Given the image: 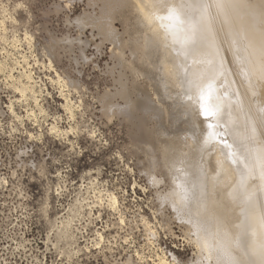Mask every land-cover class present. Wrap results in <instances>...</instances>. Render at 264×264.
Here are the masks:
<instances>
[{"label": "rangeland", "instance_id": "rangeland-1", "mask_svg": "<svg viewBox=\"0 0 264 264\" xmlns=\"http://www.w3.org/2000/svg\"><path fill=\"white\" fill-rule=\"evenodd\" d=\"M137 2L0 0V264H228L220 251L214 253L213 242L212 258L201 255L197 243L203 222L194 225L190 212L179 209L174 187L181 168L195 174L205 169V186H213L214 196L222 175L214 176L220 159L213 155L218 135H227L223 140H232L235 148L241 140L238 154L243 149L256 153L250 157L247 152L250 160L259 161L262 178L264 85L253 81L259 66L264 71V55L255 73L247 45L240 47V35L234 34L228 59L235 55L236 62L228 65L231 75L245 70L235 76L241 86L234 80L233 93L222 74L217 80L218 95L230 97L231 107L251 100L254 113L249 125H243L250 132L243 130L248 143L243 135H234L238 127L229 132L218 126L213 112L207 117L201 106L188 101L199 97L191 77L193 59L185 47L173 49V37L163 27L173 0L156 1L165 17L152 25L137 10ZM262 21L256 20L257 25ZM186 76L193 82L188 94L180 85ZM242 85L250 87L251 97ZM205 98L206 104L215 105L212 95ZM252 141L263 145L260 158ZM244 151L239 157L249 159ZM260 188L259 194L264 192ZM261 199L258 216L263 222ZM206 204L198 197L193 200L199 211ZM230 207L222 222L232 245L238 231ZM236 247L238 264H245Z\"/></svg>", "mask_w": 264, "mask_h": 264}, {"label": "bare ground", "instance_id": "bare-ground-1", "mask_svg": "<svg viewBox=\"0 0 264 264\" xmlns=\"http://www.w3.org/2000/svg\"><path fill=\"white\" fill-rule=\"evenodd\" d=\"M137 1H138L136 3V4H138L137 10L142 13V16H144L143 19H146V22L148 24L152 25V23L155 20L161 21L163 19L164 15H161L158 12L156 5H155L156 1H158V0H137ZM167 16H168L167 17L168 22H166L167 19L165 18V23H164L163 27H164V30H166V32L168 31L167 33H171V35L173 37V40H172L173 41V46H172L173 49H174V47H175V49H177L180 46L185 47L187 49L188 53L190 54V57L193 59V62H194L192 65L191 77L193 78L192 80H194V83H196L198 86L199 97H197L198 95L196 94L197 96L192 97L191 99L189 98L188 101L196 103L199 107L201 106V110H204V111L207 110L211 114L213 112V114L215 115L214 117H216L218 119V126H220V127L225 126V128L228 127L229 129L228 128L227 129L229 132H232V130H234L233 128L231 130L232 126L233 127L236 126V128L238 127V130L234 131V135L237 132L236 138L238 137L239 139H241V135H243L242 138L244 139L246 134H243V130L244 131H247V130H245L243 128L247 127L246 125L248 123H246V122L249 120L251 113H252L250 111L251 108L248 104L249 102H251V100L249 101L250 98L248 96H250V95H248V91H247L248 89H250V87L248 86V89L245 90L243 85H242V87H243L242 91L246 93V94L245 93L244 94L247 95L248 101L242 99L243 98L241 95L242 92L240 91L239 95H241L240 97L242 100L238 101V103H237L236 100H238V99H236L235 100L236 102L234 103V104H236L235 105L236 107H231L233 100H231L230 97H229V99L226 100V98L223 99L222 96L220 97L218 95L219 91L217 88H218L219 84L217 83V80H218V78H220L219 75L222 74V77L224 76V79H222V78L221 79L225 80V83L228 84L227 87H230L231 91L233 93H235L237 91V86H235L236 82H234V80L239 78L238 75L241 77V75L245 71L243 69L244 70L243 73L240 72L241 73L240 74L239 72H237L238 70L236 69L235 72H237V73H232V75L229 72L231 68H229L228 64L230 63V65H233V63L235 61V60L234 61L232 60V59H235L234 58L235 55L233 56L232 59L230 58L232 64L229 61L230 59H228L232 55L233 49H234V47H232L234 45L232 38H235V37H231V36H234V34L240 35L237 37V38L240 37L239 39H240V41H242V43L240 42V47H241V44H243V43H245L247 45L246 54L249 55L250 57H252L251 59H247V60H249L248 62H251V65H252V67H251V65L249 63V65L251 67L250 69L252 70L254 68L253 69L254 72L257 70L259 62H260V60H262L261 58L264 55L262 53V51L264 52V50H263L264 49L263 48L264 47V0H173L172 5H171V9H170V13H168ZM259 18L263 20L262 21L263 24L261 26H258L256 23V20L257 21L260 20ZM261 45H263L261 47V52H260L262 54H260L257 51L258 47L260 48ZM235 46H236V43H235ZM245 46H243V47H245ZM243 47H242V49H243ZM235 50H236V48H235ZM243 51H244V49H243ZM236 56H238V55L236 54ZM262 61L264 64V59ZM242 66H244V65H242ZM259 67H260L259 68L260 70L258 69L257 71H260V75L256 71L257 73L256 72L255 73L258 76H256V74H255V77H254L257 81L252 77L254 79L253 82H255L254 84L256 85V83H257L256 86L261 85L262 83L264 85V74L261 75V72H264V71H261V68H262L261 66H259ZM239 69H240V67H239ZM246 69L248 70L249 68H246ZM182 70H184V68ZM262 70H263V68H262ZM239 71H241V70H239ZM252 71H250V72H252ZM246 72L251 74V76H252L253 72L252 73H250L248 71H246ZM185 74H187V73L184 72V75ZM249 74H248V76H249ZM251 76H250V78H251ZM28 77H29V75H28ZM183 77H185V76H183ZM244 78H246V77H244ZM250 78H248V79H250ZM252 78H251V80H252ZM186 80H187V82H185L184 78H183V80H180L181 82L182 81L185 82V83H183V85L180 84L181 87H183L182 89H184V90H186V88L191 89L192 88L191 85L193 82L190 81V79H188L187 76H186ZM247 80L245 83H247V85H250V86L252 85V87L255 89L256 88L255 85L250 84V83L248 84ZM236 81H237V83H239L238 80H236ZM240 83H241V81H240ZM240 83H239V85L241 86ZM242 83H244L243 80H242ZM263 85H261V86H263ZM25 86L27 87V85H25ZM224 87H226V86H224ZM242 87H240L239 90H241ZM23 88H25V87L23 86ZM260 88H262V87H260ZM30 89H31V87H30ZM188 90L186 92L187 94H188V92H190V90L189 91ZM255 90H253V91H255ZM260 92H262V91H259V93ZM207 95L213 96L214 101L216 102V103L214 102L215 105L211 106L210 104L205 103V99H207L205 97H207ZM257 95H258V93H257ZM233 96H235V95H233ZM263 96L264 95H261L260 98H262ZM33 97H34V95H33ZM231 98H234V97H231ZM258 98H259V96H258ZM229 102H230V105H229ZM261 102H263V101H260L259 104L262 107ZM184 103H185V101H184ZM182 104H183V102H182ZM197 105H195V107H197ZM251 105H252V103H251ZM190 106H191L192 110L194 111V108H193L194 106L193 107H192V105H190ZM181 107H184V106H181ZM245 107H247V108L244 109ZM185 108H186V106H185ZM198 110L199 109H196V112L194 111V113L199 112ZM252 110H253V108H252ZM187 112H189V110H187ZM190 113H188V114H190ZM256 114H254V115L256 116ZM197 117H198V115H197ZM203 118L205 119V117H203ZM211 118H212V120L211 119H209V120L214 121L213 117H211ZM195 121L198 124L197 120H195ZM244 123H246V125H244ZM250 124H252V123H250ZM243 125L246 127H243ZM257 125H258V123H257ZM204 127H202V128H204ZM220 127H219V129H220ZM250 127H252V126H250ZM205 129H204V131H205ZM213 129H214V127H213ZM249 131H251L250 128H249ZM224 133L227 134L226 131ZM248 133H250V132H248ZM248 136H250V135L248 134ZM223 137L218 135V137L216 138L217 149L215 150V153L213 154L215 156L218 153V155H216V156L220 157L219 163H218V169H217L214 176L218 179L217 176L220 173H222V175H223V176L221 175V178H219L220 185L217 186V189H216L214 196L210 192L213 186H211L209 188H207L205 186L204 175L208 174L205 171V169L200 170L199 173L195 174L191 169L181 168V171L177 172L179 177H178V179H176V181H179L178 183L185 187L184 191H186V193L181 192V189H179L180 187L179 186L177 187V185H179V184H176V186L174 187L175 192H176V195H175L176 201H177V204H179V207H180L179 209H182L183 207H185L187 209V211L190 212L189 216L191 215L192 220H195L193 222L194 225H195V223H199V224L202 222L204 223V224L202 223V225H204V229L201 231V238L198 240V243H197L199 246L201 255L203 253V254L209 256L212 253L211 250L213 247L210 248V243L213 242L214 248H215V249H213L214 253L217 251H220L219 253H221L222 257L226 259V263H228V264H238V262H239L238 260L241 259V258L238 259L236 257L237 255H235V253L237 254V251L234 253V246H237L236 248L238 249V251L243 252V256H245L244 257L245 258L244 262H246L245 264H264V237H263L264 236V221L262 222V218H259V216H258V210L260 208H262V207H260L259 199H261V198L264 199V194H263L264 192L259 194V192H260L259 188L261 187V185L264 186V184H263L264 181L262 180L264 175L262 176V178H261V176H259V173H260V171H258V169L260 168L259 161H258V163H256L257 161H255V163H254V160H256L257 158H255L254 160L252 159L253 161L250 160V157L254 156V152H252V155H251L250 154L251 152L246 151V149L244 151V149H243V147L247 144L246 142L250 143L249 141H247L248 138H250V137H245V138H247V140L244 139V140H246V142H245L246 144H244V146H242L240 144V147L242 146L243 151L246 152V155H247L246 157H248V154L250 155V157H248L249 159L244 157L245 154H243V157L246 158L247 161L250 160L251 163L247 162L243 158L241 159V157H239V154H241V156H242V153H243V151H242V153L240 152L239 154L237 152L238 151L237 147L239 148V143L241 140H238L239 141L238 146L236 145L237 147L235 148V145H234L235 143L233 144L232 140L229 141L228 138H227L228 142L223 140V139H226L227 135L225 136V138H223ZM262 137H264V135ZM203 138H206V137H203ZM230 139H232V138H230ZM253 139H256V138H253ZM259 142H260V140H259ZM256 143L257 142H255L253 144V141H252L253 147ZM262 146L263 145L260 144V147H262ZM260 147H257V150L259 152L261 151V150H259ZM208 149H209V146H208ZM203 150L205 151L206 149L203 148ZM240 150L241 149H239V151ZM263 150H264V148L262 149V151ZM216 151H218V152H216ZM258 151H257V156H258V158H260L261 152L259 155ZM222 152H224V153H222ZM247 152H249V153L247 154ZM222 154L223 155L226 154L227 158H226V156H222ZM263 154L264 153H262V155ZM199 155H202V153ZM255 156H256V153H255ZM190 157H192V156H190ZM228 157H229V159H228ZM262 158L264 159V157H262ZM203 159H204V157H203ZM203 159H202V161H203ZM214 159L217 160V158H214ZM226 159H228V160H226ZM206 160H209V159H206ZM262 161H260L261 164H263ZM213 162H215V161H213ZM207 163H206V165H209V163L208 164ZM248 163H250V164H248ZM257 164L259 165V167H257ZM214 165L216 166V164H214ZM214 165H212L213 166L212 168H215ZM204 166H202V167H204ZM191 168L193 169L192 166H191ZM208 168L210 169V167H208ZM262 169L264 171V168H262ZM212 173H213V171H212ZM180 174H183V176ZM191 180H193V183H194L193 185H191V182H190ZM215 180L216 179L214 178V180H213V177H212V180H211V181H213L212 184L216 182ZM257 186H258V188H257ZM263 186H262V189L260 188L261 192L264 189ZM172 187H173V185H172ZM208 192H210V194ZM169 193L171 194L170 191L168 192V194ZM261 194L263 197L261 196ZM166 196H168V195H166ZM197 197L199 200H201L202 205L204 202L207 203L206 209H204L205 210L204 212L202 211V209L199 211L196 208V206L194 207V205H193V200L196 199ZM213 198H214V200H213ZM174 200H175V198H174ZM261 203H262V201H261ZM229 205L232 206V208L231 207L230 208L235 210L236 216L238 217V218L236 217V219L234 221L238 232L236 234L234 233L235 237H233L232 245H231L230 240H229L231 232L225 225H223V222H222V219H223L222 213H224L226 211H227V213L229 212L228 211ZM197 206H199V205H197ZM176 207H178V206H176ZM178 212H180V211H178ZM184 212H185V210H184ZM224 215H225V213H224ZM189 216L187 217V219L190 218ZM227 226H228V224H227ZM228 227H230V226H228ZM232 236H233V234H232ZM238 239H240V242L238 243V245H236L235 242H237ZM221 255H220V257H221ZM210 258H212L211 255H210ZM210 258H208V259H210Z\"/></svg>", "mask_w": 264, "mask_h": 264}, {"label": "snow or ice", "instance_id": "snow-or-ice-1", "mask_svg": "<svg viewBox=\"0 0 264 264\" xmlns=\"http://www.w3.org/2000/svg\"><path fill=\"white\" fill-rule=\"evenodd\" d=\"M205 115H206V116H209V115H211V113L208 112V111L206 110V111H205Z\"/></svg>", "mask_w": 264, "mask_h": 264}]
</instances>
